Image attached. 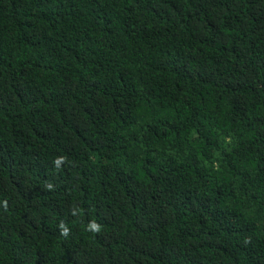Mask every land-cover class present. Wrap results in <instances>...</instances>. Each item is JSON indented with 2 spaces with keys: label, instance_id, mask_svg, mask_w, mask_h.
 Returning a JSON list of instances; mask_svg holds the SVG:
<instances>
[{
  "label": "trees",
  "instance_id": "16d2710c",
  "mask_svg": "<svg viewBox=\"0 0 264 264\" xmlns=\"http://www.w3.org/2000/svg\"><path fill=\"white\" fill-rule=\"evenodd\" d=\"M0 264H264V0H0Z\"/></svg>",
  "mask_w": 264,
  "mask_h": 264
}]
</instances>
